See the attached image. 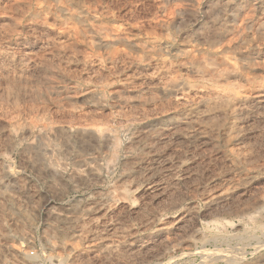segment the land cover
<instances>
[{
  "label": "rangeland",
  "instance_id": "374dc122",
  "mask_svg": "<svg viewBox=\"0 0 264 264\" xmlns=\"http://www.w3.org/2000/svg\"><path fill=\"white\" fill-rule=\"evenodd\" d=\"M263 199L264 0H0V264H264Z\"/></svg>",
  "mask_w": 264,
  "mask_h": 264
},
{
  "label": "bare ground",
  "instance_id": "6f19581e",
  "mask_svg": "<svg viewBox=\"0 0 264 264\" xmlns=\"http://www.w3.org/2000/svg\"><path fill=\"white\" fill-rule=\"evenodd\" d=\"M221 30L219 31V36L220 37H226L227 36V28L225 25H222ZM249 112V111H248ZM237 113V112H236ZM239 113V112H238ZM195 134V133H194ZM191 135V133L188 134V136ZM197 134H195L194 136L195 137H198V139L201 137H199V134L198 136H196ZM193 134H192V137H194ZM203 138V137H202ZM190 139V138H189ZM197 139V138H196ZM191 140V139H190ZM248 182V181H247ZM246 181L245 182H236L234 184H231L227 187V190L226 191H221L219 193H217L214 197H212L210 199V202L211 204L212 203H219V202H228L226 200H228L229 196H231L232 194H236L237 192H239L241 190V187L243 186L244 183H247ZM245 185V184H244ZM233 197V196H232ZM217 205V204H216ZM260 206H261V211L263 212L264 211V199L262 202H260ZM260 210V209H259ZM186 213V212H185ZM182 217V216H181ZM180 217V218H181ZM184 218V217H183ZM181 224V220H178L177 222L174 223V225L172 227H174L175 229L178 228ZM161 232H165L166 230H168L167 227H162L159 229ZM170 231V230H169Z\"/></svg>",
  "mask_w": 264,
  "mask_h": 264
}]
</instances>
